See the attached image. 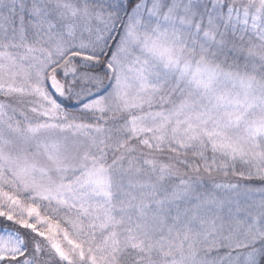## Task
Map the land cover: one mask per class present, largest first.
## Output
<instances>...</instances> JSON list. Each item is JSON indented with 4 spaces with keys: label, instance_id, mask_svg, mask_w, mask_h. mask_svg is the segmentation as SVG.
<instances>
[{
    "label": "snow or ice",
    "instance_id": "1",
    "mask_svg": "<svg viewBox=\"0 0 264 264\" xmlns=\"http://www.w3.org/2000/svg\"><path fill=\"white\" fill-rule=\"evenodd\" d=\"M0 264H264V0H0Z\"/></svg>",
    "mask_w": 264,
    "mask_h": 264
}]
</instances>
